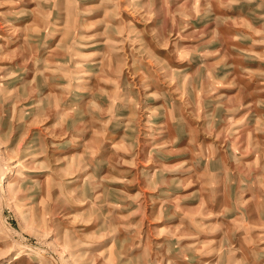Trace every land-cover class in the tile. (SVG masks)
I'll use <instances>...</instances> for the list:
<instances>
[{
	"label": "rangeland",
	"instance_id": "obj_1",
	"mask_svg": "<svg viewBox=\"0 0 264 264\" xmlns=\"http://www.w3.org/2000/svg\"><path fill=\"white\" fill-rule=\"evenodd\" d=\"M0 264H264V0H0Z\"/></svg>",
	"mask_w": 264,
	"mask_h": 264
},
{
	"label": "bare ground",
	"instance_id": "obj_2",
	"mask_svg": "<svg viewBox=\"0 0 264 264\" xmlns=\"http://www.w3.org/2000/svg\"><path fill=\"white\" fill-rule=\"evenodd\" d=\"M96 64V63H95ZM95 67V66H94ZM152 142V141H151Z\"/></svg>",
	"mask_w": 264,
	"mask_h": 264
}]
</instances>
